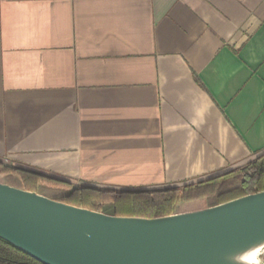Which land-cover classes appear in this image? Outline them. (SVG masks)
<instances>
[{
    "label": "crops",
    "instance_id": "obj_1",
    "mask_svg": "<svg viewBox=\"0 0 264 264\" xmlns=\"http://www.w3.org/2000/svg\"><path fill=\"white\" fill-rule=\"evenodd\" d=\"M264 153V0H0V162L109 190Z\"/></svg>",
    "mask_w": 264,
    "mask_h": 264
},
{
    "label": "water",
    "instance_id": "obj_2",
    "mask_svg": "<svg viewBox=\"0 0 264 264\" xmlns=\"http://www.w3.org/2000/svg\"><path fill=\"white\" fill-rule=\"evenodd\" d=\"M0 239L43 264H251L245 254L264 252V191L145 218L76 207L0 182Z\"/></svg>",
    "mask_w": 264,
    "mask_h": 264
},
{
    "label": "trees",
    "instance_id": "obj_3",
    "mask_svg": "<svg viewBox=\"0 0 264 264\" xmlns=\"http://www.w3.org/2000/svg\"><path fill=\"white\" fill-rule=\"evenodd\" d=\"M4 183L37 192L40 185L56 188L48 196L68 205L102 211V203H111L118 217L155 218L206 209L237 198L264 191V153L247 165L182 188L155 190H109L82 186L37 172L10 167L0 162ZM234 182L229 185V182ZM0 264H43L12 244L0 239Z\"/></svg>",
    "mask_w": 264,
    "mask_h": 264
},
{
    "label": "rangeland",
    "instance_id": "obj_4",
    "mask_svg": "<svg viewBox=\"0 0 264 264\" xmlns=\"http://www.w3.org/2000/svg\"><path fill=\"white\" fill-rule=\"evenodd\" d=\"M0 182L4 183V178L3 177H0ZM233 183H234L233 181L229 182V185H231ZM182 187H184V186H180V187H164V188H159V189L182 188ZM98 188H100V187H98ZM118 190H132V189H118ZM136 190H138V189H136ZM38 191L43 193V194H47L48 196H50V195H53V193H55L56 191H58V189L51 188V187H48V186H45V185H40ZM101 207H102V211L101 212H104V213H107V214H112L113 209H112V204L111 203H102Z\"/></svg>",
    "mask_w": 264,
    "mask_h": 264
},
{
    "label": "bare ground",
    "instance_id": "obj_5",
    "mask_svg": "<svg viewBox=\"0 0 264 264\" xmlns=\"http://www.w3.org/2000/svg\"><path fill=\"white\" fill-rule=\"evenodd\" d=\"M259 255H260V248H257L255 250H252L251 252H248L247 254H245L243 256V260L248 262V263L255 264V263H257Z\"/></svg>",
    "mask_w": 264,
    "mask_h": 264
},
{
    "label": "built area",
    "instance_id": "obj_6",
    "mask_svg": "<svg viewBox=\"0 0 264 264\" xmlns=\"http://www.w3.org/2000/svg\"><path fill=\"white\" fill-rule=\"evenodd\" d=\"M258 260L264 263V252L259 256Z\"/></svg>",
    "mask_w": 264,
    "mask_h": 264
}]
</instances>
